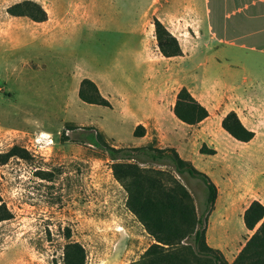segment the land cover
Segmentation results:
<instances>
[{
	"label": "rangeland",
	"instance_id": "rangeland-1",
	"mask_svg": "<svg viewBox=\"0 0 264 264\" xmlns=\"http://www.w3.org/2000/svg\"><path fill=\"white\" fill-rule=\"evenodd\" d=\"M27 1L41 5L48 20L37 23L7 13ZM155 19L158 0H0V206L10 213L0 223V264H63L71 242L85 248L86 264H143L156 242L127 208L128 195L113 176L107 150L139 143L132 120L117 108L124 105L127 115L128 97L148 85L153 92H165L169 103L188 85L222 114L226 108L214 96L224 94L223 75L230 68L210 58L199 35L183 33L173 36L183 56L192 60L135 61L142 51L163 57ZM189 26L190 20L181 22V27ZM137 29L148 41L145 47L137 46V36L126 43V32ZM228 54L248 59L239 50ZM252 59L248 67L259 80L245 81L243 71L233 66L237 74L232 85L241 93L252 88L264 95V61ZM83 78L92 80L108 100L112 97L116 108L83 103L78 87ZM246 101L252 107L239 97L235 112L264 134V112L256 124L252 98ZM176 123L185 135L195 131ZM204 131L208 136L201 132L198 141L181 147V155L214 180L243 188L242 207L224 205L226 193L220 187L218 206L206 214L203 183L189 177L181 181L198 214L208 219V245L233 264L252 236L241 213L261 194L264 138L240 143L213 122ZM14 148L28 156L10 157ZM203 148L215 154H202ZM214 257L191 258L194 264H215Z\"/></svg>",
	"mask_w": 264,
	"mask_h": 264
},
{
	"label": "trees",
	"instance_id": "trees-1",
	"mask_svg": "<svg viewBox=\"0 0 264 264\" xmlns=\"http://www.w3.org/2000/svg\"><path fill=\"white\" fill-rule=\"evenodd\" d=\"M7 13L12 17H27L37 23L48 20L43 7L31 1L16 4ZM154 26L162 56H183L179 41L158 19L154 20ZM79 98L88 105L112 107L90 79L81 82ZM174 114L188 126L199 125L210 116L208 109L185 87L177 94ZM222 129L240 143L248 144L255 138V133L243 124L235 111L224 117ZM145 135L143 126L135 129L136 138ZM153 143L142 147L107 149L114 162L113 176L128 195L127 208L156 242L145 253L143 264H194L192 256L199 260L212 255H215L212 258L215 264L220 260V264H228L224 257L218 256V250L208 245V219L198 214L194 198L181 180L189 177L203 183L207 191L206 214L214 210L218 198L217 186L192 162L184 160L176 149H160ZM201 153L213 155L215 151L203 148ZM10 154V157L28 156L25 150L19 148H14ZM9 219L8 210L0 206V223ZM243 222L252 236L233 264H264V205L253 201L244 212ZM86 258L81 244L71 242L66 245L63 264H86Z\"/></svg>",
	"mask_w": 264,
	"mask_h": 264
},
{
	"label": "crops",
	"instance_id": "crops-1",
	"mask_svg": "<svg viewBox=\"0 0 264 264\" xmlns=\"http://www.w3.org/2000/svg\"><path fill=\"white\" fill-rule=\"evenodd\" d=\"M158 19L172 35H175V33L199 35V38H201V41H203L207 48V54L211 55L210 58L213 57L216 60L214 62L221 60L224 66L227 65L230 67L223 75L224 94L220 97L214 96V100L220 104V107L224 105L223 109H226L220 114L219 108L213 105V101L201 94L199 96L193 94V96L208 109L210 116L199 125L188 126L180 122L174 114L177 94L169 103L165 92H153L151 86L148 85L146 89L143 88L139 95L128 97L129 111L127 115L123 114L124 105L120 104L119 108H117L120 116H127V118L132 120L135 129L138 126H143L146 130V135L143 138L135 137L139 141L135 147L146 146L156 139L158 143L167 144V147H159L160 149L174 148L182 157L181 147L188 146L189 143L198 141L202 136L201 132H204L207 137V132L204 130L211 122L222 127L224 117L229 112L236 111L233 104L236 103L239 97L242 101L244 100L250 108L252 105L246 100L252 98L251 103L254 105L253 109L256 114L255 122L257 124L261 119L259 118V115H261L260 113L264 112V95L260 93V91H253L252 88L244 90V92L241 93L238 87L237 91L233 86L234 84L232 85V83H236L235 79L237 73L231 67L236 66L241 69L245 81H248V79L253 81L259 80L252 76L253 72L249 69L248 65H250L249 61L255 60L252 58H258L260 61H264V0H158ZM184 20H190L189 27H181V22ZM141 32V29L127 31L126 43L129 42L128 44H130V41L137 36V46L145 47L148 41L142 37ZM231 50L242 51L248 59L227 57L226 52L228 54ZM136 55L134 58L135 61L192 60V58L185 55V53L184 56L174 58H151L147 56L146 51L136 52ZM160 55L162 56L161 53ZM245 61H247V63H245ZM84 79L85 78L79 81V88ZM183 87L184 86H181L178 92ZM185 88L190 91V86L185 85ZM235 91H237V93ZM109 100L112 107L116 108L113 98L109 97ZM131 103H133V107H131ZM245 112L244 110L243 113ZM176 122L187 126L186 128H194L195 131L192 134L185 135L186 132H182L176 128L178 127ZM242 122L249 130L255 133L253 141L259 139L262 141L264 134L261 133L262 130L260 131L257 125L255 128H251L244 123L243 120ZM184 160L192 162L191 158H186ZM194 166L196 167V165ZM203 173L208 175L205 171H203ZM208 176L218 188V198L215 207H217L220 202V187H222L226 193L222 200L224 205L231 206L233 203L236 204V206L242 207V202L244 200L243 188L240 187L235 189V185H232L228 181L218 182L210 175ZM260 191L261 194L258 193L257 198L253 201H259L264 205V181L261 183ZM253 201L248 203L246 208L242 211V218L244 212Z\"/></svg>",
	"mask_w": 264,
	"mask_h": 264
}]
</instances>
